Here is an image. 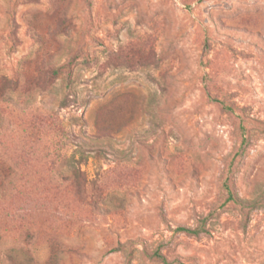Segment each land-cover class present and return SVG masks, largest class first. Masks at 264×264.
<instances>
[{
  "label": "rangeland",
  "instance_id": "374dc122",
  "mask_svg": "<svg viewBox=\"0 0 264 264\" xmlns=\"http://www.w3.org/2000/svg\"><path fill=\"white\" fill-rule=\"evenodd\" d=\"M0 162V264H264V0H0Z\"/></svg>",
  "mask_w": 264,
  "mask_h": 264
},
{
  "label": "trees",
  "instance_id": "16d2710c",
  "mask_svg": "<svg viewBox=\"0 0 264 264\" xmlns=\"http://www.w3.org/2000/svg\"><path fill=\"white\" fill-rule=\"evenodd\" d=\"M2 162H0V171H2L1 170V168H2ZM178 230H180V231H182V232H186V233H192V234H195V233H197V230H191V229H186V228H179ZM156 256H157V258H159L160 260H162V261H164L165 259H164V257L162 256V255H158V254H156Z\"/></svg>",
  "mask_w": 264,
  "mask_h": 264
}]
</instances>
